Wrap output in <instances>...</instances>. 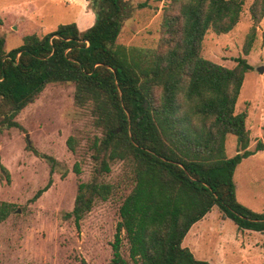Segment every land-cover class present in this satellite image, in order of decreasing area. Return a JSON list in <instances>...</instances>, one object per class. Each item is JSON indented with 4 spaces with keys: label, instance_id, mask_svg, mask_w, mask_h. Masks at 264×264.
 Returning a JSON list of instances; mask_svg holds the SVG:
<instances>
[{
    "label": "trees",
    "instance_id": "obj_1",
    "mask_svg": "<svg viewBox=\"0 0 264 264\" xmlns=\"http://www.w3.org/2000/svg\"><path fill=\"white\" fill-rule=\"evenodd\" d=\"M96 5L95 22L84 31L76 22L60 24L42 36L25 35L10 50L0 36V131L18 126L15 117L47 84L74 82L76 103L92 105L101 129L93 140L99 171H109L115 160L132 165L134 187L119 208L110 264H213L196 258L183 240L214 206L240 228L264 227V213L238 200L234 181L243 159L264 149L263 141L250 148L248 113L235 109L252 66L244 57L227 67L201 54L209 29L227 33L238 23L243 0H174L160 45L155 54L149 51L151 66L129 57L117 44L131 11L127 0H98ZM147 5L145 0L137 7ZM250 12L254 25L245 54L264 17V0H254ZM230 133L238 138L232 157L226 154ZM74 141L68 138L72 150ZM31 149L52 166L56 163L51 155ZM74 168L80 173L78 163ZM0 170L10 183L1 158ZM51 184L52 178L34 199ZM112 189L98 178L79 183L69 212L78 227L95 199H107ZM124 234L130 260L122 253Z\"/></svg>",
    "mask_w": 264,
    "mask_h": 264
},
{
    "label": "rangeland",
    "instance_id": "obj_2",
    "mask_svg": "<svg viewBox=\"0 0 264 264\" xmlns=\"http://www.w3.org/2000/svg\"><path fill=\"white\" fill-rule=\"evenodd\" d=\"M96 1L0 0V36L6 39L5 49L21 45L27 34L42 36L60 24L76 22L80 30H86L95 22ZM142 1L127 0L131 11L123 20L117 44L129 57L151 66L149 51L155 54L160 45L174 0H148L147 6L137 7ZM253 1L243 0L239 21L229 32L209 29L201 49L205 58L227 67H235L240 57L251 64L235 108L238 113H248L251 149L264 142V72L258 70L264 65V17L250 52L244 53L254 25L250 12ZM75 91L71 81L47 84L15 117L19 125L0 131L1 162L11 173L8 183L0 170V264L111 262L119 208L134 187L132 165L115 160L109 171H99L93 140L101 136V129L95 123L92 105L77 104ZM27 134L31 147L55 158L54 166L29 147ZM70 136L75 138L74 150L68 145ZM237 149V136L228 134L227 156H234ZM76 163L80 173L75 171ZM50 178L51 186L34 199ZM94 178L112 184L113 189L107 199H95L78 227L69 212L74 208L79 183ZM234 181L242 201L238 200L264 213V149L243 159ZM183 245L196 258L213 264H264V227L240 228L232 218L224 217L218 206L192 226ZM122 253L130 260L125 234Z\"/></svg>",
    "mask_w": 264,
    "mask_h": 264
},
{
    "label": "water",
    "instance_id": "obj_3",
    "mask_svg": "<svg viewBox=\"0 0 264 264\" xmlns=\"http://www.w3.org/2000/svg\"><path fill=\"white\" fill-rule=\"evenodd\" d=\"M258 70H259L260 72H264V65L260 66V67L258 68ZM27 139H28L29 144H30V146H31V142H30V139H29V134H27Z\"/></svg>",
    "mask_w": 264,
    "mask_h": 264
},
{
    "label": "crops",
    "instance_id": "obj_4",
    "mask_svg": "<svg viewBox=\"0 0 264 264\" xmlns=\"http://www.w3.org/2000/svg\"><path fill=\"white\" fill-rule=\"evenodd\" d=\"M256 153H257V152H256ZM256 153H255V154H256ZM236 189H237V187H236ZM237 194H238V195H237L238 199H240L238 191H237ZM240 200H241V199H240ZM241 201H242V200H241ZM241 201H240V202H241ZM243 202H244V201H243ZM241 203H242V202H241ZM244 205H245V202H244ZM201 219H202V218H201ZM201 219H200V220H201ZM198 221H199V220H198ZM198 221H197V222H198ZM197 222H195V223H197ZM195 223H194V224H195ZM194 224H193V225H194ZM193 225H192V226H193ZM191 228H192V227H191ZM191 228H190V229H191ZM183 241H184V240H183Z\"/></svg>",
    "mask_w": 264,
    "mask_h": 264
}]
</instances>
